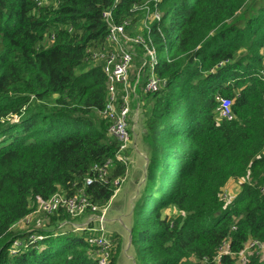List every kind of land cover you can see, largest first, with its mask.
Returning a JSON list of instances; mask_svg holds the SVG:
<instances>
[{"label": "trees", "instance_id": "trees-1", "mask_svg": "<svg viewBox=\"0 0 264 264\" xmlns=\"http://www.w3.org/2000/svg\"><path fill=\"white\" fill-rule=\"evenodd\" d=\"M148 7L160 13L142 34L154 61L143 44L126 48L130 68L144 52L142 68L152 64L161 80L142 91L134 264H264V0H0V264H98L89 230L58 227L71 218L61 209L47 225H17L36 197L73 193L114 156L101 113L107 77L90 57L104 47L103 11L129 28ZM220 98L229 118L219 117ZM114 161L117 176L125 169ZM85 191L100 207L113 194L98 181Z\"/></svg>", "mask_w": 264, "mask_h": 264}, {"label": "built area", "instance_id": "built-area-1", "mask_svg": "<svg viewBox=\"0 0 264 264\" xmlns=\"http://www.w3.org/2000/svg\"><path fill=\"white\" fill-rule=\"evenodd\" d=\"M154 14L155 19H159L160 13L155 11ZM102 17L107 25V31L103 41L104 47L92 53L90 58L92 61H99L101 63L102 70L107 77L106 101L101 113L109 122L107 131L117 141V149L113 157L107 158L99 165L92 166L89 173L83 178L81 185L73 193L65 194L56 191L46 199L36 197L35 209L29 215H42L46 219L53 212L61 209L71 218H76L87 215L88 213L101 211V214L96 217L98 227L95 229H87L89 230V234L85 237V242L89 247L93 248V256L96 258L98 264H108L110 243L108 237L105 235L103 222L105 221L106 209H102L103 207L94 203L86 193L85 188L94 181H98L102 185L111 186L113 188L111 199L124 183L130 163L124 154L129 149L135 148V144L131 140L133 131L128 121L129 102L126 96L132 52L130 54L126 48H131L134 44H143L152 62L154 61V55L153 49L147 46L145 38L142 35L127 33L126 26H128V21L125 20L122 23H115L109 10L103 11ZM262 54H264V50H262ZM262 72L264 73V61ZM160 85L161 80L155 75L153 65L151 64L148 69H145L142 91L144 93L155 92L159 89ZM218 100L219 106L217 111L219 117L229 118L231 102L223 98ZM114 160L125 169L122 174L117 176H113L111 172L116 164ZM261 191L264 192V186L261 188ZM221 198L225 201L230 200L228 196L225 197L222 195ZM89 221L87 220V222ZM84 227L85 224L79 225V229L77 230L84 229ZM253 244L256 243H251V246ZM260 246L264 247V245H258L257 247ZM222 252L225 251H220V253ZM242 253L243 251L240 253V258L242 257Z\"/></svg>", "mask_w": 264, "mask_h": 264}, {"label": "rangeland", "instance_id": "rangeland-1", "mask_svg": "<svg viewBox=\"0 0 264 264\" xmlns=\"http://www.w3.org/2000/svg\"><path fill=\"white\" fill-rule=\"evenodd\" d=\"M49 1V0H48ZM157 11V10H155ZM149 7L146 11H143L142 18L131 23L127 33L129 34H144L145 30L152 23L153 20H156L154 17V12ZM136 48V52H139ZM139 59V58H138ZM145 59V54L143 52L141 63L132 62V66L129 70L128 75V91L127 99L129 102V125L132 126L133 134L131 140L136 139L137 152L134 149H129L124 156L128 158L132 168L128 165L127 178L125 182L120 186V191L116 196L111 200L107 206L102 209L105 210V221L104 222V232L108 237L110 243V259L113 258L114 264H134L133 253L131 247V237L132 233L130 231L132 218L130 216V211L135 205L138 196L136 192L141 187V184L144 180L146 171L143 172V160L147 155L144 150L147 148L146 143L144 142V129H143V120L145 122L144 113L142 110V86L145 78V69L142 68L143 61ZM144 149V150H143ZM132 159V161L130 160ZM245 179L240 180H230L229 184L223 189V196H228V199L231 200L239 191L241 184ZM167 213L169 217L177 214L173 209H166L163 211ZM101 214V211L97 213H88L81 217L68 218L63 222L58 223V227L71 228L73 230L79 229V225L85 224L84 231L88 228L95 229L98 227V221L96 217ZM87 220H90L87 222ZM107 220V221H106ZM48 222L42 215L33 216L28 215L26 218L21 221V224L17 225V228L24 229L29 226L36 227L38 225H47ZM15 245H19L18 242ZM251 243L246 244V249L243 250L242 257H245V253L249 252ZM258 253L260 257L264 259V247H258Z\"/></svg>", "mask_w": 264, "mask_h": 264}, {"label": "crops", "instance_id": "crops-1", "mask_svg": "<svg viewBox=\"0 0 264 264\" xmlns=\"http://www.w3.org/2000/svg\"><path fill=\"white\" fill-rule=\"evenodd\" d=\"M132 141H133V143L135 144V148H134V150L137 152L136 139H133ZM143 150H144V149H143ZM136 154H139V153L137 152ZM130 160L132 161V159H130ZM129 167L132 168L133 166H131V164H129ZM143 168H144V169H143V172H144V170H145V168H146V158L143 160ZM126 178H127V176H126ZM125 180H126V179H125ZM124 182H125V181H124ZM227 184H229V181L226 183V185H227ZM226 185H225V186H226ZM224 188H225V187H224ZM120 189H121V188H120ZM120 189H119V191H120ZM119 191H118V192H119ZM118 192H117V193H118ZM117 193H116V194H117ZM116 194H115V196H116ZM137 194H138V191L136 192V195H137ZM115 196H114V197H115ZM114 197H112V198L110 199L109 203L111 202V200H112ZM109 203H108V204H109ZM106 221H107V220H106Z\"/></svg>", "mask_w": 264, "mask_h": 264}, {"label": "bare ground", "instance_id": "bare-ground-1", "mask_svg": "<svg viewBox=\"0 0 264 264\" xmlns=\"http://www.w3.org/2000/svg\"><path fill=\"white\" fill-rule=\"evenodd\" d=\"M261 73L263 74V76H264V73L261 71Z\"/></svg>", "mask_w": 264, "mask_h": 264}, {"label": "clouds", "instance_id": "clouds-1", "mask_svg": "<svg viewBox=\"0 0 264 264\" xmlns=\"http://www.w3.org/2000/svg\"><path fill=\"white\" fill-rule=\"evenodd\" d=\"M264 50V49H263Z\"/></svg>", "mask_w": 264, "mask_h": 264}]
</instances>
